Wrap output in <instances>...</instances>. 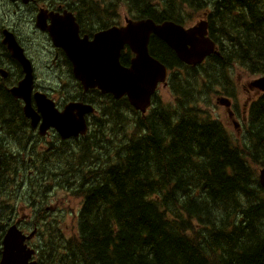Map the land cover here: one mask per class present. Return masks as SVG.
I'll return each instance as SVG.
<instances>
[{
  "label": "trees",
  "instance_id": "obj_1",
  "mask_svg": "<svg viewBox=\"0 0 264 264\" xmlns=\"http://www.w3.org/2000/svg\"><path fill=\"white\" fill-rule=\"evenodd\" d=\"M72 1L98 16L91 22L96 30L119 24L120 5L128 7L130 18L156 24L187 26L206 19L217 51L189 66L151 38L150 54L169 70L172 101L164 102L158 92L142 114L122 99L120 135L98 123L66 160L54 162L66 173L58 190L68 188L67 174H73V194L63 200L78 201L79 209L58 207L50 183L34 189L40 214L34 212L33 222L42 239L38 264H264V93L250 101L240 142L211 116L213 98L239 95L230 75L234 66L264 76V0ZM129 55L122 54L125 66ZM4 98L2 130L5 120L23 124L22 109L7 106L8 93ZM2 152L0 211H12L25 197L15 183L23 168L21 149ZM41 165L48 180L51 165ZM0 222L1 257L10 218L2 215Z\"/></svg>",
  "mask_w": 264,
  "mask_h": 264
},
{
  "label": "flooded vegetation",
  "instance_id": "obj_2",
  "mask_svg": "<svg viewBox=\"0 0 264 264\" xmlns=\"http://www.w3.org/2000/svg\"><path fill=\"white\" fill-rule=\"evenodd\" d=\"M13 5H17L18 11L15 14L10 12L5 13L3 6L0 7V98L4 101L5 93H8L11 97V101L8 103L10 106H18L22 109L24 115L23 124L11 126V122L5 120L3 124V130L0 127V151L8 149H24L25 152L20 154V162L22 167L19 173L16 175L15 183L21 185V193L25 197H19L16 202L18 206L13 208L7 207L6 211H0V219L10 218V226L16 225L20 231L25 235L35 234V237L30 241L28 240V246H33L37 250L39 243V227L32 223V226L28 225L27 219H22L17 211L18 207L27 209V198L32 199L33 196H37L34 189L44 187L45 184L50 183L56 191L57 198L63 197L66 199L68 195L73 194L74 186L67 183L68 188L58 190L61 183L64 184V169H59L54 163L57 160H66L69 153L66 149H73L78 147L81 141L88 139L98 123H101L104 127H108L115 131L116 135H120L121 132V100H116L110 94H103L98 89L85 90L81 82L76 78L74 74V66L63 48L55 46L53 37L49 32V28L52 26L53 19L66 17L70 18L69 13L75 17V22L79 28V38L83 40L87 37L92 40L94 35L99 32L96 30L91 22L98 20V16L94 17L89 14V8L78 9V4H74L72 0H47V3L39 5L41 0H29L28 3L24 0H9ZM42 16L43 22L46 25V29H43L38 23V17ZM27 20L30 23V27L36 32L39 37V43L33 45L31 48L24 40L21 33V26L27 25ZM26 22V24H24ZM74 22V23H75ZM76 27L74 26V29ZM102 31V30H101ZM7 36H13L17 44L23 49L25 56L30 60L33 69V81L30 94V104L34 112L39 116L37 125L32 124V120L27 118L24 114L25 102L21 99L15 98L11 89L17 87L19 83L25 78V72L22 65L12 56L8 46L5 44ZM32 49H42L43 55L36 57L33 55ZM130 52L128 58V65L130 66L134 54L125 49L123 53ZM122 57V56H121ZM44 58V61H43ZM247 88V89H246ZM245 91L255 92L258 96L260 93L258 90L250 88V84L245 87ZM3 93V94H2ZM259 93V94H258ZM44 96L47 100L54 102L56 110L63 112L69 104L79 103L92 105L95 108V113L85 117L88 125V131L85 135H79L78 137H71L63 139L57 128L50 127L44 134L42 128L43 115L39 111L37 105L38 97ZM238 100V99H237ZM237 100L232 101V113L228 111V116L231 123H235L242 127V123L247 124V109L249 98L244 104V109L240 113L237 105ZM239 103V102H238ZM5 114V118L10 117ZM221 120V118H220ZM239 121V123H238ZM226 132L231 136L232 133L228 128L229 124H225L222 120ZM105 137V142L108 139ZM105 145V144H103ZM38 149H41L38 151ZM104 150V149H102ZM2 154V153H1ZM4 158V155H2ZM8 159L11 155L7 154ZM105 160V157H103ZM48 169L47 165H51L49 168V178H43L41 171L44 167ZM46 172V171H45ZM69 176V174H67ZM29 189V192L27 190ZM20 192V191H19ZM64 195H61V194ZM60 196V197H59ZM70 204V200L63 204L59 203V206L65 208ZM64 206V207H63ZM10 212V213H8ZM16 213V214H15ZM50 219V218H49ZM51 221V219H50ZM49 224V222H47ZM1 225V222H0ZM33 228V230L31 229ZM3 238V237H2Z\"/></svg>",
  "mask_w": 264,
  "mask_h": 264
},
{
  "label": "water",
  "instance_id": "obj_3",
  "mask_svg": "<svg viewBox=\"0 0 264 264\" xmlns=\"http://www.w3.org/2000/svg\"><path fill=\"white\" fill-rule=\"evenodd\" d=\"M28 3L29 0H24ZM53 19L48 29L55 46L65 50L74 66V74L86 90L98 88L103 94H112L116 99L127 97L135 110L146 113L151 106L152 96L158 85L165 83L168 68L149 53V43L156 36L174 50L179 59L187 65H199L216 52L215 43L208 37V23L199 22L189 29L173 22L156 24L151 19L126 20L124 26H114L94 35L93 40L79 38V28L74 16ZM75 22V23H74ZM38 23L46 29L42 16ZM74 26L76 27L74 29ZM5 44L12 56L22 65L25 78L11 89L17 99L25 102L24 112L35 126L39 116L30 104L33 81V69L13 36H7ZM129 48L135 55L129 67L121 64L122 51ZM252 86L264 91V77L252 83ZM37 105L43 115L42 128L55 127L64 139L85 135L88 125L87 115L94 113V107L86 104H70L63 112L55 109L54 104L44 96L38 97ZM221 104L229 106L226 99ZM2 159L0 155V172ZM260 184L264 187V169L260 171ZM31 236H25L12 226L3 240L0 264H37L33 261L36 252L26 244Z\"/></svg>",
  "mask_w": 264,
  "mask_h": 264
},
{
  "label": "rangeland",
  "instance_id": "obj_4",
  "mask_svg": "<svg viewBox=\"0 0 264 264\" xmlns=\"http://www.w3.org/2000/svg\"><path fill=\"white\" fill-rule=\"evenodd\" d=\"M44 3H47V0H41L39 2V5H42ZM2 6H3L5 13L10 12L13 15L15 14L16 11L19 10L17 5H13L9 0H0V7H2ZM78 9H83V6H78ZM127 17H130L128 7L126 8L124 5H120L116 10V20L119 22V24L124 25L126 22L125 19ZM24 24H26V22H24ZM190 24H191V22H187V27H190L191 26ZM91 25H92V23H91ZM21 33H22L24 40L27 42V44L30 48L33 45L39 43V37L36 34V32H34V30L30 27V23L28 22V20H27L26 26H24V25L21 26ZM32 50H33V55L35 57H36V55L39 57H41V55H43V52L41 51L42 49H32ZM134 57H135V55H134ZM43 61H44V58H43ZM230 75H231V80H232L233 84L235 86H238L237 89H238L239 95L237 97V99H238L237 103L238 102L240 103V108L242 111L243 103H245L247 101V99L257 96L255 92L250 91L247 94L245 91V87L248 86L249 83H251L256 78V76L251 75L249 72H247L244 68H242L239 65H236L231 69ZM160 90H161L160 93H161L163 101L166 103L171 102L172 97L170 95L169 90L163 85L161 86ZM215 99L216 98H213V102L211 105L213 111L212 112L210 111L212 118H214V119H220L221 118V120L225 124H229L228 128L231 131L234 139H236L238 142H240L241 138L243 136V133L246 129V124L242 123V127L240 128V130H238V131L235 130L233 127V124L231 123V121L229 120V118L227 116V112H228L227 109L225 107H221L220 105H216ZM99 129L101 131L100 136H102V127H100ZM105 130H106V132H109V133L115 132L114 130L112 132H110L111 129H109L108 127H105ZM40 150L41 149H38V151H40ZM23 152H25V150L21 149V153H23ZM66 152L70 153V149H66ZM80 172L82 173L81 169H80ZM27 192H29V189L27 190ZM61 195H64V194L62 193ZM55 200H56V203L58 205L61 202H63V204L66 203L65 200H62V198H59V199L56 198ZM52 201H54V200H52ZM53 205H55V204H53ZM26 206H27V209L19 206L17 211H18L20 217L22 219H27L28 225L32 226L33 219L35 218L34 212H36V214H37V212L39 211V210H37L38 203H37V201L33 202L32 199L27 198ZM70 206H75L77 208V211H78L79 202L75 201L74 199H71L70 200ZM67 221H68L70 231L73 230V228H72L73 224H74L73 218L69 217ZM64 232H66V230H64ZM40 241H42V239H40Z\"/></svg>",
  "mask_w": 264,
  "mask_h": 264
},
{
  "label": "bare ground",
  "instance_id": "obj_5",
  "mask_svg": "<svg viewBox=\"0 0 264 264\" xmlns=\"http://www.w3.org/2000/svg\"><path fill=\"white\" fill-rule=\"evenodd\" d=\"M97 32H98V31H97ZM228 138H229V137H228ZM232 138H233V137H232ZM232 138H231V139H232ZM232 144H233V142H232ZM74 172H75V171H74ZM71 174H72V173L70 172V174H69V176H68V179H69L70 183L74 185V184H75L74 181L70 180V179L73 177V174H72V175H71ZM74 178H76V177H74ZM73 180H74V179H73ZM39 214H40V210L37 212V215H39ZM0 227H1V226H0Z\"/></svg>",
  "mask_w": 264,
  "mask_h": 264
}]
</instances>
